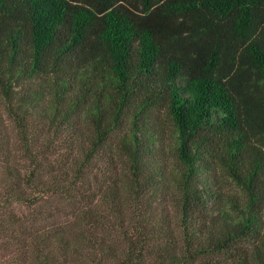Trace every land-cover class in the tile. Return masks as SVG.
<instances>
[{
    "label": "trees",
    "instance_id": "obj_1",
    "mask_svg": "<svg viewBox=\"0 0 264 264\" xmlns=\"http://www.w3.org/2000/svg\"><path fill=\"white\" fill-rule=\"evenodd\" d=\"M0 262L264 264V0H0Z\"/></svg>",
    "mask_w": 264,
    "mask_h": 264
},
{
    "label": "rangeland",
    "instance_id": "obj_2",
    "mask_svg": "<svg viewBox=\"0 0 264 264\" xmlns=\"http://www.w3.org/2000/svg\"><path fill=\"white\" fill-rule=\"evenodd\" d=\"M233 192V191H232ZM2 262H0V264H1Z\"/></svg>",
    "mask_w": 264,
    "mask_h": 264
}]
</instances>
